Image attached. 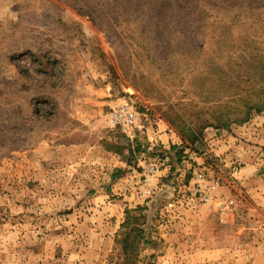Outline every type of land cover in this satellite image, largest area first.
I'll use <instances>...</instances> for the list:
<instances>
[{
  "label": "rangeland",
  "instance_id": "374dc122",
  "mask_svg": "<svg viewBox=\"0 0 264 264\" xmlns=\"http://www.w3.org/2000/svg\"><path fill=\"white\" fill-rule=\"evenodd\" d=\"M261 67L264 0H0V264H121L136 206L149 242L135 264H264V146L227 159L206 140L264 113L205 128L187 150L204 161L169 156L149 198L137 163L156 156L127 150L158 131L181 142L172 122L212 123ZM123 103L139 114L134 138L108 122ZM194 169L234 199L232 220L215 201L184 210Z\"/></svg>",
  "mask_w": 264,
  "mask_h": 264
},
{
  "label": "trees",
  "instance_id": "16d2710c",
  "mask_svg": "<svg viewBox=\"0 0 264 264\" xmlns=\"http://www.w3.org/2000/svg\"><path fill=\"white\" fill-rule=\"evenodd\" d=\"M180 9L181 8L178 6H172L171 8H168L167 11L175 10L176 12H179ZM182 9L184 11L186 9L195 10V8H189L186 6H183ZM244 75L246 79L243 83L247 84L245 87L240 88L236 94H233L237 97V105L235 108L218 114L214 117L212 123L204 122L201 125L190 127L182 120L176 123L172 122V124L178 129L181 137V142L179 144H172L169 148H164L158 143L153 146L148 145L145 149H140V145L138 144L136 146H128V154L132 156L140 153L142 155L145 152H148L165 160V162H168L169 156L173 155L176 158V161H179L183 157H179L180 155H186L188 153L187 150H192L198 142H201L203 131L208 126L228 129L232 124L240 125L248 121L252 111L257 114L264 113V67H261L259 72L251 69ZM126 163L129 164V159L126 160ZM137 167L139 170H142V168L138 166V163ZM119 172L120 170H117L116 174ZM144 210V207L136 206L134 208H126L124 211L125 217L121 223V237L117 241L121 247L123 255V261L121 264H135V257L138 256L140 245H145L149 242L143 229L146 219Z\"/></svg>",
  "mask_w": 264,
  "mask_h": 264
},
{
  "label": "built area",
  "instance_id": "2783aa9c",
  "mask_svg": "<svg viewBox=\"0 0 264 264\" xmlns=\"http://www.w3.org/2000/svg\"><path fill=\"white\" fill-rule=\"evenodd\" d=\"M111 127L118 128L127 137H133L136 128L141 127L139 124V114L128 103H123L114 107L109 113L108 118ZM188 159L196 157L195 153H187ZM169 165L158 157L154 159L143 160L142 172L139 183V195L143 198L151 197L156 189V179L161 176L162 172H166ZM186 194L188 206L193 208L197 204H207L215 201L217 204V212L220 215V221L226 222V216L236 209V204L232 198L217 197L216 182L209 180L203 172V169H194L192 178L186 185H183ZM184 197V195H182Z\"/></svg>",
  "mask_w": 264,
  "mask_h": 264
},
{
  "label": "crops",
  "instance_id": "0c3cea01",
  "mask_svg": "<svg viewBox=\"0 0 264 264\" xmlns=\"http://www.w3.org/2000/svg\"><path fill=\"white\" fill-rule=\"evenodd\" d=\"M264 118L255 117L254 119L250 120L246 124H243L238 128L237 135L228 133V135L216 133H208L206 140H208V144L210 145V151L213 152L215 155H223L227 159H232L235 157V153H239L240 151L244 152L246 157H250L251 154H254V149H257L254 145L255 142H260L261 146H264V128H260L259 124L263 123ZM143 132V131H142ZM147 140L150 141V146L154 144L160 143L163 145L164 148H169L171 144H179L178 138L174 137L173 133L167 132H152L151 134L146 133ZM136 136V132L133 137ZM130 138V137H129ZM253 142V143H250ZM197 164H201L204 161V157H196ZM141 161V160H140ZM141 164L143 162L141 161ZM256 168V167H253ZM186 212H201L203 204H197L195 207L191 208L188 206V203L185 205ZM189 207V208H188ZM232 213L227 214L226 222L232 220ZM220 220V217H219ZM221 222V221H220Z\"/></svg>",
  "mask_w": 264,
  "mask_h": 264
}]
</instances>
